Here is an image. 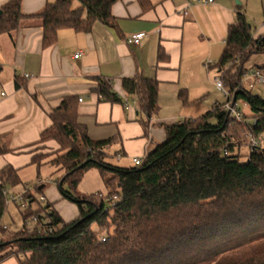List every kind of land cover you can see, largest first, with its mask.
<instances>
[{
  "label": "trees",
  "instance_id": "1",
  "mask_svg": "<svg viewBox=\"0 0 264 264\" xmlns=\"http://www.w3.org/2000/svg\"><path fill=\"white\" fill-rule=\"evenodd\" d=\"M117 1L56 0L40 13L24 16L20 0H10L0 8V35L11 36L24 21H39L45 49L55 44L60 30L89 33L95 23L114 26L111 8ZM258 55H264V36L253 38L244 11L237 7L223 52L209 68L221 78L225 101L196 118L162 125L164 141L148 149L139 166L110 163L116 152L109 149L121 145L119 137L90 139L78 121V99L64 98L51 112V126L38 142L54 141L58 150L33 155L31 165L37 170L49 165L62 172L54 184L60 197L77 207L79 216L64 223L52 205L40 203L26 190L25 197L32 200L29 208L22 209L23 223L32 216L40 223L49 218L54 231L28 232L23 226L17 232H4L0 264L10 258L17 264H264V141L260 138L264 99L243 86L246 64ZM164 57L159 51L158 60ZM122 87L139 100L145 117L138 121L147 129L158 113L157 82L123 79ZM94 91L102 102H120L107 80L98 79ZM178 98L188 105L184 92ZM238 102L250 112L249 117L242 115L241 122L224 109L227 103ZM242 122L240 131L261 140L251 146L243 162L235 152L240 133L233 137L231 131L233 124ZM233 139L236 142H230ZM10 152L0 139V156ZM90 170L99 173L105 192L79 195L77 187ZM18 185V170L9 165L0 169V221L6 211V190Z\"/></svg>",
  "mask_w": 264,
  "mask_h": 264
},
{
  "label": "crops",
  "instance_id": "2",
  "mask_svg": "<svg viewBox=\"0 0 264 264\" xmlns=\"http://www.w3.org/2000/svg\"><path fill=\"white\" fill-rule=\"evenodd\" d=\"M9 1L0 0V8ZM54 1L20 0V10L24 16L36 15ZM238 1L240 5L234 0H216L212 5L205 0H119L111 8L114 26L95 23L89 33L60 30L55 44L45 49L39 21H24L11 36L0 35V139L11 151L0 156V169L12 166L21 181L8 196L27 189L41 193L44 204L52 205L64 223L77 219V207L63 200L54 184L62 172L49 165L39 170L31 165L33 155L58 150L54 141L38 145L42 132L51 126V112L64 98L81 100L78 121L88 137L105 140L117 135L121 145L109 149L116 152L109 162L132 167L133 158L143 160L148 149L164 141L162 125L192 119L185 113L196 99L206 97L207 82L213 86L209 76L216 72L209 68L223 52L237 7L244 11L253 38L264 36V0ZM137 34H144L139 44L128 45L126 40ZM159 51L164 60H158ZM98 79L110 82L120 102L100 101L94 91ZM123 79L158 84V113L145 130L138 121L145 117L139 100L124 92ZM179 92L186 94L188 105H182ZM24 171H33V179H23ZM77 192L104 193L99 173L86 172ZM1 264L17 261L10 258Z\"/></svg>",
  "mask_w": 264,
  "mask_h": 264
},
{
  "label": "rangeland",
  "instance_id": "3",
  "mask_svg": "<svg viewBox=\"0 0 264 264\" xmlns=\"http://www.w3.org/2000/svg\"><path fill=\"white\" fill-rule=\"evenodd\" d=\"M261 66H264V55L254 56L246 64V68L248 70L254 69L256 67H261ZM213 77L214 76L212 74H210V76H209L210 82H212ZM220 80H221V78H220ZM212 84H213V82H212ZM206 85H207L206 97L204 99H201V100H197V99H196V101H194L193 99L191 100V101H194V107H190L186 111L185 114H187L188 117L196 118L200 115L206 114L212 108L213 105H215L217 103H223L225 101L226 97H224L221 92L217 91L215 89L214 85L213 86L210 85L209 82H207ZM246 85L247 84H245L243 82V86H245L247 88ZM251 92L253 95L260 96L261 98L264 99V89L255 88ZM235 108L238 110V112L241 115L246 116V117L250 116L249 109L245 104L238 102L235 105ZM245 121H247L246 123H248V124L253 123V121L251 119L250 120L245 119ZM244 123L242 122L239 125L233 124L231 126L232 127L231 131L233 132L232 133L233 137H237L240 133V135L238 136V139H237L239 141V143H238L237 148L235 149V152H237L241 156L242 162L246 160V157L249 155V152L253 149L251 147L252 145H250V144H252L250 142V139H251L250 132L240 131L241 130L240 126H244ZM260 138L264 141V135H262ZM235 140L236 139H233L230 142H236ZM41 151H43V148L41 149ZM127 165H126V167L131 166V164H127ZM132 166H134V165L132 164ZM47 169L48 168L45 167L44 170L42 171L41 175L44 176L45 173H47V171H46ZM22 175H23L22 178L25 180L26 179H33V178H30V177H33V171H24L22 173ZM31 183H33V182H31ZM30 185H32V184H30ZM9 190H10V188H8L6 190V192ZM21 213H22V209H18L13 203H11L10 198H9L7 201V204H6V211H5L3 217L0 221V227H5L8 230L5 231V230L0 229V237L2 236V234L4 232H17V231H20L22 229L23 220H22Z\"/></svg>",
  "mask_w": 264,
  "mask_h": 264
},
{
  "label": "built area",
  "instance_id": "4",
  "mask_svg": "<svg viewBox=\"0 0 264 264\" xmlns=\"http://www.w3.org/2000/svg\"><path fill=\"white\" fill-rule=\"evenodd\" d=\"M215 1L216 0H205V4L212 5ZM143 37H144V34H137V35L131 36L130 38L126 40V43L128 45H137L139 44L140 40ZM79 56L80 54H77L76 56H74V59H78ZM212 82H213L215 89L221 92L224 97H226L227 94L223 88L222 82L218 74H216V76L213 77ZM243 82L247 84L246 86H247V89L249 90H253L255 88L264 89V69L254 68V69L248 70L247 73L243 77ZM1 96H3V94ZM78 102H81V100H78ZM224 109L227 111L230 118H232L236 122H241L242 115L237 111L235 106H233L231 103H227ZM250 142L252 143V147H255L259 144V142H261V140L251 138ZM132 164L134 166H139L140 164H142V160L138 158H133ZM31 194L33 195V193ZM33 196L37 197L40 203H44L43 196H37L36 194ZM7 198L8 199L10 198L11 203H13L14 205H20L21 209L23 210L29 208L30 202L32 200V197H25V192L23 194H19L16 196L9 195L7 196ZM113 200L118 201V198L113 197ZM51 223L52 222L49 218H46L43 222L40 223L36 216H32L31 218L27 219L26 222L23 223V226L28 232H32L35 230L37 231L43 230L44 232L51 234L54 231V228L51 225ZM0 229L4 230L5 227H0Z\"/></svg>",
  "mask_w": 264,
  "mask_h": 264
},
{
  "label": "water",
  "instance_id": "5",
  "mask_svg": "<svg viewBox=\"0 0 264 264\" xmlns=\"http://www.w3.org/2000/svg\"><path fill=\"white\" fill-rule=\"evenodd\" d=\"M234 2L236 5H240V2L238 0H234ZM0 14H1V11H0Z\"/></svg>",
  "mask_w": 264,
  "mask_h": 264
}]
</instances>
